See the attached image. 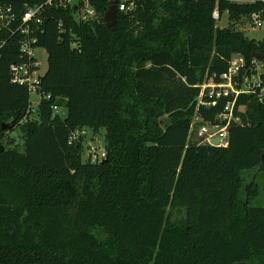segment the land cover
<instances>
[{
	"label": "trees",
	"instance_id": "trees-1",
	"mask_svg": "<svg viewBox=\"0 0 264 264\" xmlns=\"http://www.w3.org/2000/svg\"><path fill=\"white\" fill-rule=\"evenodd\" d=\"M47 1L0 0L15 15L0 29V264H264V204L246 175L264 170L263 105L237 98L227 146L191 139L196 116L214 122L224 105L200 104L201 86L220 82L235 55L241 75L264 65L253 56L264 41L237 29L264 20V0H130L128 11L117 0L112 27L113 0H89L90 22ZM36 5L31 36L47 52L39 88L50 98L29 111L11 66L28 61L17 29ZM81 128L104 136V161L70 141Z\"/></svg>",
	"mask_w": 264,
	"mask_h": 264
},
{
	"label": "built area",
	"instance_id": "built-area-1",
	"mask_svg": "<svg viewBox=\"0 0 264 264\" xmlns=\"http://www.w3.org/2000/svg\"><path fill=\"white\" fill-rule=\"evenodd\" d=\"M55 0H48L47 4ZM130 0H124L119 9L128 11L132 7ZM58 5L64 7L72 6L75 8V18L79 22H90L96 15L95 7L89 0H58ZM43 5L30 6L26 9L22 16V21L18 26L17 31L25 35V40L22 42L21 51L27 55L28 61L11 66L12 82L20 85H25L31 94H38L40 99L36 104L31 102L30 110L35 111L36 107L41 102L42 98H50V95L41 93L39 85L41 77L44 75L40 72V62L35 56L37 47V38L31 36L35 31L33 27H40L42 23ZM10 9L1 10L0 12V29L9 26L14 20L15 15H9ZM214 17L219 19L218 12H215ZM255 25L261 26L263 22L259 16L254 15ZM245 67V59L242 55H235L230 66L222 76L220 82L213 80L205 82L201 86L199 103L206 106L216 107L224 103L223 110L216 116L214 122H203L199 116H196L191 126V134L197 131L198 137L202 144L212 145L214 139H219L218 146H227L229 144V127L232 123H240L239 116L235 114V105L237 98L241 95H256L260 103L264 107V84L261 80V72L258 70L251 75H241ZM206 98V99H205ZM205 99V100H204ZM59 106L55 105L53 110L60 113ZM33 117V116H31ZM82 140L85 146L84 159L91 162H102L107 158L105 147H101V143L95 140L93 132L88 128L77 129L72 132L70 141Z\"/></svg>",
	"mask_w": 264,
	"mask_h": 264
},
{
	"label": "rangeland",
	"instance_id": "rangeland-1",
	"mask_svg": "<svg viewBox=\"0 0 264 264\" xmlns=\"http://www.w3.org/2000/svg\"><path fill=\"white\" fill-rule=\"evenodd\" d=\"M217 21H218L219 27H227L230 24L227 13H224L222 17H219V19ZM261 21L263 22V24L261 26H256L254 16H252L251 18H245V19H243V21L241 23H239L237 25V29L244 31L246 33V35L251 39H254L258 42L264 41V20L262 19ZM35 56L38 58L40 65H41L40 66V72L44 74L48 68V60H47L46 50L42 47L37 48L35 50ZM256 67L258 68V70L260 72H264L263 63L257 62ZM39 99H40V97L38 94H35V93L31 94L32 103L36 104ZM242 109L243 108H241V110ZM60 113L62 116H65L67 114V111H66V109H61ZM9 135L16 140V143L19 144V148H20L21 147L20 131L19 130L11 131L9 133ZM103 137H104L103 135L94 137L95 140H97L101 143L102 148L104 146V138ZM191 139L193 141L201 142V139L197 135V131H194L192 133ZM246 175L248 176V180H251V179L257 180V183H258L259 189H260V193L257 197V202L260 204H264V170L259 168L255 171H251V172L247 173Z\"/></svg>",
	"mask_w": 264,
	"mask_h": 264
},
{
	"label": "water",
	"instance_id": "water-1",
	"mask_svg": "<svg viewBox=\"0 0 264 264\" xmlns=\"http://www.w3.org/2000/svg\"><path fill=\"white\" fill-rule=\"evenodd\" d=\"M105 23L108 27H112L115 25L118 21V12H117V0H113L111 2L110 8L106 11L105 16H104ZM253 56L256 58L263 59L264 55L261 53H253ZM13 125V122L10 123H3L2 129H10ZM219 139H214L212 141V146H218ZM4 147H1V150L3 151ZM262 164H264V155L262 156Z\"/></svg>",
	"mask_w": 264,
	"mask_h": 264
}]
</instances>
